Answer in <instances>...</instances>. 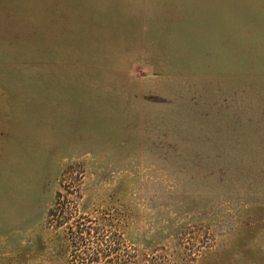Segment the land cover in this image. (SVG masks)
<instances>
[{
  "label": "rangeland",
  "instance_id": "obj_1",
  "mask_svg": "<svg viewBox=\"0 0 264 264\" xmlns=\"http://www.w3.org/2000/svg\"><path fill=\"white\" fill-rule=\"evenodd\" d=\"M77 223L264 264V0H0V264L114 263Z\"/></svg>",
  "mask_w": 264,
  "mask_h": 264
},
{
  "label": "trees",
  "instance_id": "obj_2",
  "mask_svg": "<svg viewBox=\"0 0 264 264\" xmlns=\"http://www.w3.org/2000/svg\"><path fill=\"white\" fill-rule=\"evenodd\" d=\"M49 216L52 218L57 217L58 226L64 224L71 217L67 214V211L65 213L63 207L60 210H51ZM68 232L75 260L81 259L82 261L90 260L93 262V259L108 258V261L114 262L112 264H134L131 261L132 258L129 260L128 256L122 259L124 254L119 248L117 238H115L116 235L112 237V234L100 229L99 226L91 227L85 223H77L75 229L69 227Z\"/></svg>",
  "mask_w": 264,
  "mask_h": 264
}]
</instances>
